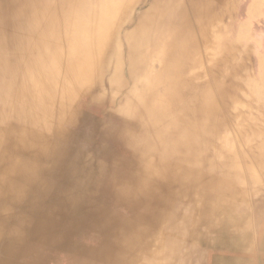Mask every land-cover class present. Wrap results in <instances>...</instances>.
Instances as JSON below:
<instances>
[{
    "label": "bare ground",
    "instance_id": "1",
    "mask_svg": "<svg viewBox=\"0 0 264 264\" xmlns=\"http://www.w3.org/2000/svg\"><path fill=\"white\" fill-rule=\"evenodd\" d=\"M260 25L264 0H0V264H264Z\"/></svg>",
    "mask_w": 264,
    "mask_h": 264
},
{
    "label": "rangeland",
    "instance_id": "2",
    "mask_svg": "<svg viewBox=\"0 0 264 264\" xmlns=\"http://www.w3.org/2000/svg\"><path fill=\"white\" fill-rule=\"evenodd\" d=\"M258 28H259L258 31H257L258 36H257L255 39H257V40L263 39V40H264V30H263V28H262L261 25H260ZM250 34H251V30H250ZM253 35H254V32H253ZM261 42H262V41H261ZM251 44H252V43H251ZM252 45H253V44H252ZM253 60H254V58H253Z\"/></svg>",
    "mask_w": 264,
    "mask_h": 264
}]
</instances>
